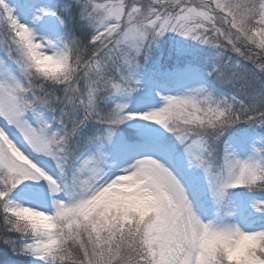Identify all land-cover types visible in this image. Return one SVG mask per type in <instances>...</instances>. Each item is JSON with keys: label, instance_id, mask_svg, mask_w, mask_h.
<instances>
[{"label": "snow or ice", "instance_id": "obj_1", "mask_svg": "<svg viewBox=\"0 0 264 264\" xmlns=\"http://www.w3.org/2000/svg\"><path fill=\"white\" fill-rule=\"evenodd\" d=\"M0 245L264 264V0H0Z\"/></svg>", "mask_w": 264, "mask_h": 264}, {"label": "trees", "instance_id": "obj_2", "mask_svg": "<svg viewBox=\"0 0 264 264\" xmlns=\"http://www.w3.org/2000/svg\"><path fill=\"white\" fill-rule=\"evenodd\" d=\"M3 250V246L2 245H0V251H2ZM10 260H13V261H15V260H18L19 258H17V257H14V256H11V254H9V257H8Z\"/></svg>", "mask_w": 264, "mask_h": 264}]
</instances>
